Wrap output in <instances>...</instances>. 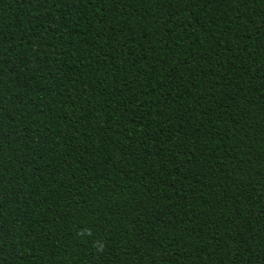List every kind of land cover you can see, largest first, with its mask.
Returning a JSON list of instances; mask_svg holds the SVG:
<instances>
[{"label": "trees", "instance_id": "1", "mask_svg": "<svg viewBox=\"0 0 264 264\" xmlns=\"http://www.w3.org/2000/svg\"><path fill=\"white\" fill-rule=\"evenodd\" d=\"M0 264H264V0H0Z\"/></svg>", "mask_w": 264, "mask_h": 264}]
</instances>
